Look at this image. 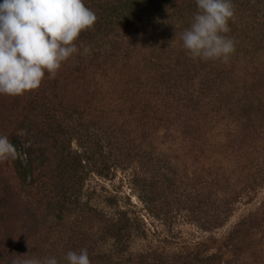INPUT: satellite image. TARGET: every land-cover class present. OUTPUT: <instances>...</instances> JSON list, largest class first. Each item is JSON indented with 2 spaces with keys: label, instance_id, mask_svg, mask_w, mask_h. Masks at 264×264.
<instances>
[{
  "label": "rangeland",
  "instance_id": "rangeland-1",
  "mask_svg": "<svg viewBox=\"0 0 264 264\" xmlns=\"http://www.w3.org/2000/svg\"><path fill=\"white\" fill-rule=\"evenodd\" d=\"M232 2L235 52L200 60L195 111L150 89L156 76L141 63L199 60L179 28L153 32L129 56L149 94L137 102L118 65L100 77L77 54L39 89L0 95V135L21 154L0 162V264H68L81 248L92 264H264V0ZM185 9L182 25L195 0ZM244 104L253 111L239 120Z\"/></svg>",
  "mask_w": 264,
  "mask_h": 264
},
{
  "label": "clouds",
  "instance_id": "clouds-1",
  "mask_svg": "<svg viewBox=\"0 0 264 264\" xmlns=\"http://www.w3.org/2000/svg\"><path fill=\"white\" fill-rule=\"evenodd\" d=\"M197 11L181 33L189 56L227 63L236 42L226 34L235 19L232 0H195ZM97 15L84 0H0V95L17 97L40 88L47 76L55 79L74 55L77 41L92 29ZM89 49L85 46L83 53ZM18 136L26 135L21 129ZM21 154L7 136L0 135V162ZM68 264H92L87 248L70 250ZM20 264H59L53 256L27 258Z\"/></svg>",
  "mask_w": 264,
  "mask_h": 264
},
{
  "label": "trees",
  "instance_id": "trees-1",
  "mask_svg": "<svg viewBox=\"0 0 264 264\" xmlns=\"http://www.w3.org/2000/svg\"><path fill=\"white\" fill-rule=\"evenodd\" d=\"M142 1L146 2L147 5L143 6ZM189 2L190 0H84L86 6L95 12L98 19L94 27L82 32L76 42L80 49L76 64L99 72L100 77H106V71L115 70L118 65L119 71H121L120 77L126 80L125 85H135L138 89L137 94L135 92L128 93L129 95L134 94L131 101L137 102L138 96L146 98L149 94L142 92V82L135 79L137 77L134 78V70L136 69L131 70L128 65L130 63L129 56L137 49L141 51V41L144 42L155 31L160 32L161 35L166 28L175 30L179 28L178 32H183L185 26L186 28L189 27V23L182 25L186 15L185 7L189 5ZM161 41L160 47L155 52L165 51L164 48L168 43ZM85 46L89 49L87 54L83 53ZM168 49L169 46L167 51ZM152 56L156 58L141 60L143 68H147L150 73L156 76V86L150 87V89L159 90L157 92L162 93L163 99L167 101L172 100L175 103H181L182 108L189 113L199 109L201 100L204 99V88L202 83L198 85V88L195 87L197 78L193 74L197 68L203 67L200 66L202 62L200 60L196 62L193 60L186 61L185 58L163 61L159 56L154 54ZM76 71L78 74H83L85 69L80 70L78 67ZM140 101L145 103L143 107L150 105L149 102ZM216 101L218 100L216 99ZM216 108L214 107V109ZM252 111L251 105L244 104L239 108V113L242 115H237V118L239 120L240 118L245 119ZM258 112L259 115L257 116L264 120V111L258 110ZM224 113L233 117L235 112L227 109ZM234 240L233 237L228 239L232 246Z\"/></svg>",
  "mask_w": 264,
  "mask_h": 264
}]
</instances>
